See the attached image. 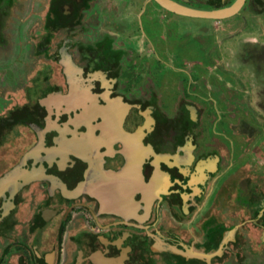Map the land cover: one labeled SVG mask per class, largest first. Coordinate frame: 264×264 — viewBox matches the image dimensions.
<instances>
[{"label": "flooded vegetation", "instance_id": "1", "mask_svg": "<svg viewBox=\"0 0 264 264\" xmlns=\"http://www.w3.org/2000/svg\"><path fill=\"white\" fill-rule=\"evenodd\" d=\"M46 1L44 12L43 9L29 11L36 7L30 0H0V48L7 45V39L22 35L20 32L24 31L20 26L15 34L10 33L7 27L10 19L32 18L35 23V18L44 14L40 31L24 28L32 35L34 44L26 39L20 52L31 51L28 50L30 46H34L35 55L56 48V63L60 66L64 51H68L74 63L84 70L82 76L69 80L78 82L76 84L83 91L69 97L72 83L71 86L69 82L68 86L66 84L64 95L72 103L70 108L65 105L60 108L63 123H51L50 107L38 104L36 108L35 104L24 111L29 115L31 111L33 122L51 128L47 136H43L46 143L28 151L32 152L31 156L14 174L12 183L15 186L6 195L4 207L0 204V210L12 212L19 206L27 184L25 178L34 179L28 182L30 186L33 181L46 179L47 174L54 175L59 195L62 191L79 190L77 198L66 199L69 209L60 236L66 232L75 211L82 213L90 229L128 225L143 228L147 233L166 223L164 213L169 211V241L184 250L191 248L188 245L205 249L208 259L215 246L224 242L228 245L232 240L228 234L230 227L218 220L229 174L239 172L241 164L238 161L252 150L259 158H253L251 163L264 164L263 150L259 148L264 141V118L248 110V89L235 72L226 68L228 45L232 47L236 36L253 35L264 29V0H243L239 11L221 19L176 13L156 0ZM172 1L192 9L214 11L231 7L238 0ZM139 8L140 11H135ZM214 20L230 23L226 27L205 23ZM211 24L215 28H211ZM169 28L179 43L176 41L171 46L174 54L168 59L166 49L171 47L166 31ZM59 37L62 40L57 43L55 39ZM107 40L112 43L106 44ZM186 40L189 41L187 49L183 44ZM198 53L200 60L192 57ZM188 62L199 67L204 65L203 69L208 71L203 74L207 77L210 73L212 78L194 85L191 90L194 81L186 76ZM46 67H55L53 59ZM50 76L49 81H36L37 86L27 95L42 98L62 90L57 84L58 77ZM35 78L28 76L30 83ZM210 83L218 87L214 90ZM232 88L236 90L235 103L228 101L233 94ZM20 114L24 113L17 110L9 121L17 120ZM240 122L253 123L254 134L242 138L237 130ZM5 126L1 127L0 134ZM61 134L64 137L58 141L56 138ZM91 171L96 173L95 184L102 178V184L108 182L104 188L119 199H125L135 189L148 220L140 223L105 214L98 217L102 222L99 225L95 212L96 208L101 211L103 205L96 199L91 205V195L83 193ZM135 172H139V177ZM108 177L111 180L106 182ZM239 186L244 187L240 196L242 205L256 212L257 208H251L247 200L249 197L255 201L263 198L259 186L248 184L245 187L243 180ZM43 215L37 221L39 225ZM106 218L111 220L104 222ZM170 260L177 258L171 256ZM51 261L52 257L49 264ZM191 263L205 264L201 260Z\"/></svg>", "mask_w": 264, "mask_h": 264}, {"label": "rangeland", "instance_id": "2", "mask_svg": "<svg viewBox=\"0 0 264 264\" xmlns=\"http://www.w3.org/2000/svg\"><path fill=\"white\" fill-rule=\"evenodd\" d=\"M32 10L37 9L36 7L29 9V11ZM135 11H140V8ZM38 18L35 19V23H33L32 18L10 19L7 22V27L11 29L10 33L15 34V30L17 32L20 26L24 31L20 32L22 35L18 34L9 41L7 39V45L0 48V129L6 124L0 134V141L2 140V143H0V181L5 178L8 179L0 187V204L3 207L4 202H6V195L10 194L9 190L15 186L12 183L15 180L14 174H17L28 162V158L32 153L28 152L30 149L46 143L43 136L46 137L49 132L48 129L51 128L49 126L42 127L37 122H33L35 119L31 111L29 112L30 115L24 111H29L28 107H33L35 104L36 108L38 104L43 107H50L48 118L51 119V123L53 121L61 123L62 111L60 108L64 105L70 108L72 103L67 95H64L66 94V84L68 86V82L69 84L72 83L69 97H74L78 92L83 91L76 84L78 82L75 83L69 80V78L82 76L84 70L74 63L72 55L68 51H64L63 62L60 66L56 63V48L46 54L35 55L34 46H30L28 50L31 51H27V53L20 52L21 45H25L26 39L29 41L28 43L34 44L32 35L28 31L26 33L24 28L30 29L33 27L37 31H40V28L42 29L44 14H41ZM144 19L146 21L147 15ZM228 22L230 23V21L218 23L214 20L205 23H214L217 26L226 27ZM214 24H211V28H215ZM141 33H144L143 29ZM173 33L174 31L171 28L166 31L169 47L174 46L176 41L179 43V39L172 36ZM61 40V37L55 39L57 43ZM78 41L79 37H77L76 43ZM56 42L53 46L56 45ZM202 42L203 44L206 43V41ZM109 43L112 42L107 40L106 44ZM183 44L187 49L189 41L186 40ZM78 45L82 46L80 43ZM200 49L204 50L202 46ZM166 52L168 59L174 54L172 47L166 49ZM202 54L204 55L203 52ZM68 56L70 58H67ZM200 56L201 54L198 53L192 57L200 60ZM50 59L54 61V68L46 67ZM186 66H189V68L186 67L188 70L186 76L189 77L191 82L194 81L191 90L194 89V85L206 83L209 78H212L210 73L206 74L207 77L203 74L208 71L203 69L204 65L199 67L188 62ZM65 70L69 72V76L66 75ZM49 74L58 77L57 84L61 85L62 90L54 91L42 98L39 95L28 96L27 93L37 86L36 81L45 82L51 79ZM29 75L36 77L33 83H30ZM65 77L68 81H65ZM210 86H213L214 90L218 87L215 84ZM230 91L233 94L228 101L234 102L233 97L236 90L232 88ZM155 104L159 106L158 102ZM72 106L75 105L72 104ZM17 110H21L24 114H20V118L17 120L9 121ZM69 116L72 117V113H69ZM73 118L76 119L77 116H73ZM9 125L13 126L9 127ZM261 135L263 136V133ZM63 137L64 135L61 134L56 139L62 141ZM251 147L249 152L252 150ZM98 150L99 147L95 151ZM252 151L243 156V158L245 157L242 158L243 162L240 160L243 164H249L253 162L251 161L253 158H259ZM248 169L246 168V170H243L244 172L237 174H233L232 171L229 174L230 179L226 183V195L224 194L223 197V208L220 205L218 209V220L230 227L228 234L232 240L228 245H226L227 243L224 245V242L220 243L219 247L215 246L208 259L205 249L197 248L196 245H188L191 248L184 250L169 241V218L171 219L169 211L164 213V216H167L165 218L166 223L159 224L150 229L148 233L143 228L128 225L111 228L102 226L90 229L82 213L75 211L72 213L73 218L66 232L60 236L69 209L66 199L70 197L77 198L79 190L62 191V194L59 195L60 190L55 188H59V184L54 179V175L47 174L46 179L38 182L33 181L30 186L28 182L34 179L25 178L27 184L24 185L22 190V202L19 206L12 212L10 210H0V264H31L33 261L35 264H49L51 257V264H192L191 261L195 260H201L205 264H264V169H254L252 165L251 169ZM95 174L94 171L90 172L83 193L91 195L89 197L91 205L95 204L93 199L102 203L101 211L96 208L97 211L95 212V219L99 225L102 222L98 217L105 214L118 219L124 218L137 222L148 220L147 211H144L141 207L143 204L141 200L137 199L135 189L125 199L123 197L119 199V196L110 195L109 189L104 188L108 183L107 181L111 179L108 177L105 179L107 183L102 184L103 179L101 178V181L95 184ZM135 175L139 177V172H135ZM244 179L249 180V185L259 186L261 190L260 194L263 198H256V201L252 198V201L249 197L247 200L251 208H257L256 212H250L246 206L242 205L240 196L243 194L244 187L241 188L239 185ZM27 185L29 187L25 190ZM251 188L253 189V187ZM12 197H14L13 194ZM8 203L12 204L13 202L9 201ZM258 210L260 211L258 212ZM44 213L46 214L43 215ZM148 214H150L149 211ZM41 215L44 218L40 220L39 225L37 221ZM202 216L199 218H202ZM110 220L106 218L104 222ZM36 223L39 227H36ZM216 255L218 257H215ZM171 256L176 257L177 260H170ZM215 258L219 259L214 261Z\"/></svg>", "mask_w": 264, "mask_h": 264}, {"label": "crops", "instance_id": "3", "mask_svg": "<svg viewBox=\"0 0 264 264\" xmlns=\"http://www.w3.org/2000/svg\"><path fill=\"white\" fill-rule=\"evenodd\" d=\"M30 1H32L38 11L43 9L42 11L45 12L47 10L48 1ZM40 6H42V8L39 9ZM37 19L39 18L37 17ZM231 44L232 47L228 45L229 51L227 53L226 68L235 72L240 77L243 85L248 89V110L252 112L253 115L264 118V29L257 30L253 35H248L247 33L242 35L239 34ZM250 112L249 114H251ZM237 130L240 136L245 138L250 134H254L256 128L253 123L248 122V124H243L240 122L237 125ZM259 146L264 154V141L261 142ZM241 161H238V163L241 164L239 172H244L243 170H246V168L251 169V165L254 169H264V164H261V162L259 164L255 162L243 164V161ZM248 184L249 180L244 179L243 185L248 187Z\"/></svg>", "mask_w": 264, "mask_h": 264}, {"label": "water", "instance_id": "4", "mask_svg": "<svg viewBox=\"0 0 264 264\" xmlns=\"http://www.w3.org/2000/svg\"><path fill=\"white\" fill-rule=\"evenodd\" d=\"M158 3H160L163 7L176 12L180 14H185L188 16H194V17H204V18H226L231 16L233 13L239 11L241 6H238V3L240 0H238L234 5L228 8H224L221 10H214V11H202V10H197V9H192L189 7H185L183 5H180L172 0H156ZM67 58H70L69 56ZM68 66L66 65V68ZM67 70V69H66ZM65 70V73L67 76H69V72ZM137 138V136L135 135ZM8 180L7 178L3 179L0 181V187Z\"/></svg>", "mask_w": 264, "mask_h": 264}, {"label": "bare ground", "instance_id": "5", "mask_svg": "<svg viewBox=\"0 0 264 264\" xmlns=\"http://www.w3.org/2000/svg\"><path fill=\"white\" fill-rule=\"evenodd\" d=\"M242 3H243V0H240L238 3V6H241Z\"/></svg>", "mask_w": 264, "mask_h": 264}]
</instances>
